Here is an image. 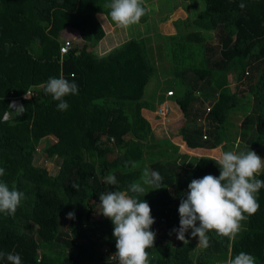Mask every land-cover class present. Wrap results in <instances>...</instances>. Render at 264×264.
<instances>
[{
	"label": "trees",
	"instance_id": "obj_1",
	"mask_svg": "<svg viewBox=\"0 0 264 264\" xmlns=\"http://www.w3.org/2000/svg\"><path fill=\"white\" fill-rule=\"evenodd\" d=\"M110 2L0 0V167L5 169L0 180L27 197L14 216L0 213V252L20 254L22 264H119L114 225L102 213L98 219L93 214L101 211L100 193L127 191L147 167L163 177L160 192L138 197L149 203L155 220L149 264H226L241 251L264 264V188L258 193L259 210L242 222L234 240L211 231L210 246L198 253V237L191 236V229L185 234L188 242L169 240L172 229L179 228L178 208L189 183L208 174L219 176L217 158L208 154L220 153L221 146L225 151H264V0H243L244 9L241 0H203V9L193 12L174 4L168 16H186L173 18V25L167 18L159 21L177 30L165 36L173 49L170 75L179 88L168 98L183 119L176 141L201 154L190 157L181 150L179 156L191 160L185 167L177 159L179 147L161 154L158 143L149 145L154 124L161 122L152 112L165 95L156 105L143 97L155 74L154 60L158 65L164 61L163 42L155 41L158 52L150 58L148 37L123 38L104 55L94 50L107 36L105 22L117 25L105 7ZM150 3L144 0L151 10L139 23L154 10ZM211 33H216L217 45L210 44ZM76 35L82 47H73ZM66 40L71 47L61 56L59 48ZM184 57L191 63L186 65ZM165 63L170 66V61ZM61 75L79 90L64 98L70 105L67 111H59V102L44 91L50 77ZM229 75L248 82L243 90L246 104L242 91L230 87ZM30 90L32 96L25 98ZM13 101L25 108L21 116L9 109ZM232 110L247 113L233 135L226 128L234 127ZM171 111L169 105V123ZM202 118L205 131L198 122ZM50 136L56 142L49 143ZM236 136L238 148L232 143ZM42 140L46 144L38 149ZM39 152L56 161V173L36 164ZM108 175H115L118 185L106 184ZM257 178L264 180V172ZM73 211L75 219H69ZM64 220H69L68 231L61 229ZM0 264L8 261L0 259Z\"/></svg>",
	"mask_w": 264,
	"mask_h": 264
},
{
	"label": "clouds",
	"instance_id": "obj_2",
	"mask_svg": "<svg viewBox=\"0 0 264 264\" xmlns=\"http://www.w3.org/2000/svg\"><path fill=\"white\" fill-rule=\"evenodd\" d=\"M105 7L110 9L111 20L122 28L138 24L151 10L145 6L144 0H111ZM239 7H246L243 0ZM44 91L59 102V111H67L70 107L64 99L66 96L79 94L77 84L62 75L59 78L50 77ZM28 97L26 94L25 98ZM8 107L15 108L14 112L18 115L25 111L15 101ZM215 163L220 169L218 177L208 174L189 183L186 198L181 199L178 208L179 228L172 229L176 238L184 243L188 242L185 234L191 229V236L198 237V244L205 249L210 246L208 233L211 231L229 240L236 238L242 229V222L259 210L258 193L264 188V180L257 178L264 172V159L255 151L221 150ZM4 175L5 169L0 167V177ZM162 180L158 171L145 167L140 181L130 183L127 191L118 188L99 194V212L114 225L115 255L119 264H149L147 249L155 243L156 232L152 230L155 220L149 203L138 197L145 196V185L153 189L161 188ZM105 183L118 185L115 175L106 176ZM73 187L78 188L77 185ZM26 198V194L17 190L15 185L10 188L7 182L0 180V213L14 216ZM67 217L75 219V212H69ZM5 258L8 264H22L18 253L0 252V259ZM226 264H256V257L241 251Z\"/></svg>",
	"mask_w": 264,
	"mask_h": 264
},
{
	"label": "rangeland",
	"instance_id": "obj_3",
	"mask_svg": "<svg viewBox=\"0 0 264 264\" xmlns=\"http://www.w3.org/2000/svg\"><path fill=\"white\" fill-rule=\"evenodd\" d=\"M150 1L155 4V6H153L154 9L157 8L156 12L151 17L152 19L149 22H147L146 24L138 23V24H135V25H132V26L126 28L127 29V36L125 37V39H127V40H129L131 38L142 39V38H145V37L150 38L149 39V40H151L150 48H148V45H149L148 41L149 40L145 39L144 41H145V44H148L147 45V49H148L147 55L148 56L151 55L152 57L155 56V51H154L153 47L157 48L155 46V44L157 42H155V41L160 40L161 42H163L164 46L162 48V51H163V54H164V58H163L164 61L160 65H158V62L154 60V62L156 64V66H155V74L149 80V82L146 85L145 90H144V95L147 96L148 94H150V95L154 94V100H156L158 102L159 98H161V97L164 98V94L163 93H164V91L167 88L173 87V89H176V90L179 89L177 85L175 86V84H173L174 80H173V78L170 75V73L173 71V62H172V60L174 58H172L173 55H171V53L173 52V49H172L171 43L170 42L168 43L166 41V39H165V36H168L166 33L169 32L168 31V27H169L170 24L167 23L166 27H163V29L161 31L160 27L163 26L162 24H164L165 21H162V20H161L162 22H159V21H160L161 18L162 19L167 18V19H169L170 23L173 25V21L175 19L170 18L168 15H169V12L171 11L172 7L175 6V5L176 6L180 5L182 7L189 6L192 9V12H193L194 9H197L199 11L202 10L203 7H204V4H203V0H186V1L185 0H150ZM194 7H196V8H194ZM147 30H148L149 33H153V34L151 36H148L146 34ZM215 35H216V33H211L212 37H211V39H209L210 44H212V45L213 44L217 45L218 38ZM78 38H79V35H76L75 39L77 40ZM79 40L77 41V43L75 45L77 48L80 47L79 46L80 45L79 44ZM108 41L109 40L106 39L103 42H104V44H107ZM75 46L73 45V47H75ZM149 58H150V56H149ZM152 59H154V58H152ZM166 61L167 62L170 61V66H165L166 65V63H165ZM184 62H185L186 65H188V64L191 63V59L184 57ZM228 79H229V82H230V87L232 89L236 90V88H237V90H241L242 91L241 97L244 100V103L246 104L247 103L246 102L247 101V95L243 92V90H245V88H247V83L248 82L246 81V79H242L239 82V81L235 80V77L233 75H229ZM158 92L160 94H162V95L160 96L159 94H157ZM26 94L28 96H32V91L30 90ZM165 100L168 102V104L170 105V108L172 110L171 114H170V117L173 120H172L171 123L161 124L162 128L160 126L159 130L156 129L157 131H155L153 133L154 137H152V138H153V140H162L161 144H159L161 146V151L159 153L163 154V151H164L163 150V146L165 145L166 149H168L171 152V154H172L173 151L175 153V148L176 147H179V149L183 148V147H181L182 143H180V142L178 143V141L177 142L173 141L176 144H173V146H171V147H170V145H171L170 142L167 141V140L172 141V140L177 139L176 135L179 132V129L181 128V126H182V122H181V126L180 127H179L180 124H176L175 125V123H177L176 121H178V120L181 121L182 117L180 115L178 107L174 104L172 99L168 98V97H165ZM16 104H17V106L20 105V103H18V102H16ZM12 109L15 111V108H12ZM155 113H156V111H155ZM145 114H147V113H145ZM246 114H247L246 112L242 113L240 111L236 112V110H232L230 112V115H231V121L233 122L234 127L233 128L226 127L227 128V132L231 131L230 133L232 135L235 134V132L237 133V131L240 129V126H241V123H242V119L244 118V115H246ZM13 116H21V114L18 115L15 112ZM201 120H203V118ZM204 124H206V123L204 122ZM202 129L205 131L206 125H202ZM47 140L49 141V143L56 142V138L54 136L48 137ZM232 143H233V145L237 143L236 147L234 145V148H238L237 146H239L240 142H239L237 136L235 137V139L233 140ZM45 144H46V140H42L39 143V145L37 146V148L41 149L40 146H43ZM150 144H151V142H150ZM178 144H180V146ZM221 150L225 151L226 148L221 146ZM155 151H157L156 148L154 149V152ZM263 152L264 151H260V154H258L262 159H264V153ZM218 153L219 152H216V153H214L212 155H215V154L218 155ZM146 154H148V152ZM161 154H157V156L160 157ZM208 155H211V154H208ZM188 156H192V155H188ZM188 159L190 160L189 157H188ZM35 162H36L37 165H40V166H43L44 168H46L49 171V173H51V174L56 173V171L58 169V164L56 163V161H54V160L51 161L50 159H46L45 156L42 155V152L38 153ZM179 162H182V161L179 160ZM185 166H186V164H184V162H183V167H185ZM141 176H142V174H141ZM145 186H146V192H148L149 194H156V193L160 192L159 189H153L151 186H147V185H145ZM99 217H100V212H99V209L97 208L94 211L93 218L94 219H98ZM61 229L63 231H68L69 230V220H64L62 222ZM169 240L172 241L174 244L177 243L178 239L176 238V233L175 232L169 233ZM194 240L196 241L195 252L198 253V251L202 247L198 244V238H195ZM112 256H114V255H112Z\"/></svg>",
	"mask_w": 264,
	"mask_h": 264
},
{
	"label": "crops",
	"instance_id": "obj_4",
	"mask_svg": "<svg viewBox=\"0 0 264 264\" xmlns=\"http://www.w3.org/2000/svg\"><path fill=\"white\" fill-rule=\"evenodd\" d=\"M151 2V1H150ZM152 3V2H151ZM150 3V4H151ZM178 9H180V8H178ZM177 9V10H178ZM156 10H157V8H155L154 10L152 9V13L150 12V14H149V17H148V20L144 23V24H146L147 22H149L152 18V15H154L153 14V12H156ZM176 11V10H175ZM175 11H172L171 12V15L172 14H174L175 13ZM183 12V11H182ZM186 16V14L184 13V16L182 15V13H178V12H176V16L175 17H172V18H178V17H185ZM160 24V23H159ZM162 24V23H161ZM162 25H165V24H162ZM164 27H166V26H164ZM105 29H106V33H107V36L105 37V39H104V41L107 39V40H109L108 41V43L107 44H104V42L102 41V42H100V43H98L97 44V46L95 47V51H96V53L98 54V55H104L105 53H107V52H109L110 50H112L114 47H117V46H119L123 41L122 40H124L123 38H125L126 36H127V29L126 28H122V27H120V26H118V25H115V26H112L111 24H109L108 22H105ZM162 29H163V26L162 27H160V30L162 31ZM168 33H166L167 35H174V34H176L177 32V30L174 28V26H169L168 27ZM153 32V31H152ZM146 34L148 35V36H151L153 33H149L148 32V30L146 31ZM141 35V34H140ZM63 36H65V35H63ZM75 37L76 36H73L72 38H71V40H72V42H73V45L75 46L76 45V43H77V41L79 40V46H83V42H82V40H81V38L79 37L77 40L75 39ZM70 40V39H69ZM62 42V41H61ZM154 48V51H155V53L157 54V52H158V50H157V48H155V47H153ZM155 54V55H156ZM169 90H172V91H174L175 89H173V87H171V88H167L165 91H164V95H165V93L167 92V91H169ZM157 94H159V95H162V94H160L159 92L157 93ZM166 97V96H165ZM143 100L146 102H151V101H154V104L156 105V104H158V102L156 101V100H154V94H148L147 96L146 95H144V97H143ZM152 113H154L155 114V111H153ZM148 114H151V111L150 112H148ZM149 119H150V117H149ZM183 121V119L181 120V121H176L177 123H175V125L176 124H180L179 125V127L181 126V122ZM162 123L159 121L158 123H156V124H154V126H153V128H152V137H154V135H153V133L155 132V131H157V130H159V127L161 126V128H162V125H161ZM201 126L202 125H205L204 123H201L200 124ZM157 129V130H156ZM178 134V133H177ZM175 139V138H174ZM153 141L155 142V143H158V144H161V141L162 140H152L151 141V144H154L153 143ZM167 141H169L170 142V144L171 145H173V144H176L175 142H173V141H176V139L175 140H172V141H170V140H167ZM160 142V143H159ZM177 142V141H176ZM150 144V142H149V145H151ZM179 146H180V144H178ZM237 145V144H236ZM171 147V146H170ZM181 147H183V145H181ZM163 149H166V146L164 145L163 146ZM178 149V148H177ZM180 150H182L186 155H192V156H195V155H198V156H201V154L200 153H196L195 151H191V150H186L184 147L181 149H178V154H177V156H178V158L177 159H179V158H181L182 160H183V162H184V164H187V163H189L191 160H189L188 159V157L187 158H185V159H183V157H180L179 155L180 154H184L182 151H180ZM176 155V154H175ZM192 156H190V157H192ZM211 157H214V158H218V156L219 155H210ZM181 159H179V160H181Z\"/></svg>",
	"mask_w": 264,
	"mask_h": 264
},
{
	"label": "built area",
	"instance_id": "obj_5",
	"mask_svg": "<svg viewBox=\"0 0 264 264\" xmlns=\"http://www.w3.org/2000/svg\"><path fill=\"white\" fill-rule=\"evenodd\" d=\"M70 47H71V43L68 40H66V42H64L63 45H61L59 48L60 55L62 56L64 54H66L69 51ZM172 95H173V92L171 90H169L165 93L166 97H169ZM209 111H210V108L208 107L206 109V112L208 113ZM156 114L160 117L162 124H168L169 123V119L167 116L169 114V105H168V102L166 100L162 104H160V106L158 107V109L156 111ZM198 122H199V124L204 123V121L201 119H198ZM203 138L205 139L206 137L203 136Z\"/></svg>",
	"mask_w": 264,
	"mask_h": 264
}]
</instances>
